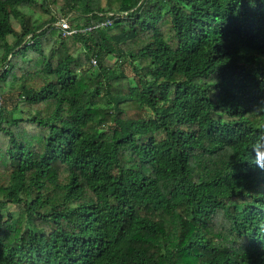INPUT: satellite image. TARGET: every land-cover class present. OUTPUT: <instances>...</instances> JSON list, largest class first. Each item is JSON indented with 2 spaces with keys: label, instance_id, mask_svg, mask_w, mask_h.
Masks as SVG:
<instances>
[{
  "label": "trees",
  "instance_id": "obj_1",
  "mask_svg": "<svg viewBox=\"0 0 264 264\" xmlns=\"http://www.w3.org/2000/svg\"><path fill=\"white\" fill-rule=\"evenodd\" d=\"M0 94V264H264V0H0Z\"/></svg>",
  "mask_w": 264,
  "mask_h": 264
},
{
  "label": "clouds",
  "instance_id": "obj_2",
  "mask_svg": "<svg viewBox=\"0 0 264 264\" xmlns=\"http://www.w3.org/2000/svg\"><path fill=\"white\" fill-rule=\"evenodd\" d=\"M253 155L252 163L264 170V131H261L251 145Z\"/></svg>",
  "mask_w": 264,
  "mask_h": 264
},
{
  "label": "built area",
  "instance_id": "obj_3",
  "mask_svg": "<svg viewBox=\"0 0 264 264\" xmlns=\"http://www.w3.org/2000/svg\"><path fill=\"white\" fill-rule=\"evenodd\" d=\"M60 24H61L62 30L64 31V34L70 35L74 32V30L70 29V25H69L67 20H62ZM89 29H91V28H89ZM93 63L97 64V60H93ZM3 105H4V99L0 94V112L2 111Z\"/></svg>",
  "mask_w": 264,
  "mask_h": 264
},
{
  "label": "rangeland",
  "instance_id": "obj_4",
  "mask_svg": "<svg viewBox=\"0 0 264 264\" xmlns=\"http://www.w3.org/2000/svg\"><path fill=\"white\" fill-rule=\"evenodd\" d=\"M53 6V11H54V13L56 14V13H58L59 14V7H56L55 5H52ZM11 40H12V38H11Z\"/></svg>",
  "mask_w": 264,
  "mask_h": 264
}]
</instances>
